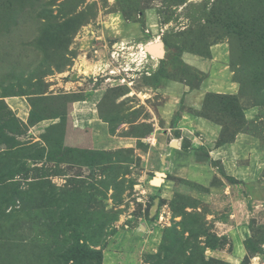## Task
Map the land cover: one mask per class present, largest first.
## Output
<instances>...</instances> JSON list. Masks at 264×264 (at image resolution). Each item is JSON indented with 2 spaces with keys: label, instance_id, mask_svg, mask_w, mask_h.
<instances>
[{
  "label": "rangeland",
  "instance_id": "1",
  "mask_svg": "<svg viewBox=\"0 0 264 264\" xmlns=\"http://www.w3.org/2000/svg\"><path fill=\"white\" fill-rule=\"evenodd\" d=\"M214 46L240 86L234 116H217L233 135L254 108L240 133L264 148V0H0V264H264V165L233 177L213 162L203 184L168 174L154 137L162 88L207 81L184 56ZM84 117L107 124L105 143Z\"/></svg>",
  "mask_w": 264,
  "mask_h": 264
},
{
  "label": "crops",
  "instance_id": "2",
  "mask_svg": "<svg viewBox=\"0 0 264 264\" xmlns=\"http://www.w3.org/2000/svg\"><path fill=\"white\" fill-rule=\"evenodd\" d=\"M131 28L130 25H124L123 28L120 27L121 34H125L122 37L124 40H129L134 35L139 34L140 31L135 32V34L129 33ZM105 30V28H102V34H98L97 40L100 42L96 46L95 52L111 51V39L105 37L110 35L107 33L109 30ZM120 43L121 45L124 44V42ZM112 45L114 47L118 45V42H114ZM142 46L150 45L142 44ZM128 48H133V46ZM226 58L227 55L218 46L212 48V57L208 59L198 56L188 59L184 56L187 64L208 75L207 81H203L199 88L192 89L191 86L182 80H169L166 86L162 90L160 89L165 101L161 109L156 112V116H160L165 121V127H160L159 131L155 130L154 137L157 144L167 154L168 174L175 173L177 176L187 177L205 184L217 172V167L213 165V162L221 164L227 174L233 177H240L246 172L257 175L263 168L264 148L258 138L246 133H240L234 143L220 145L218 142L222 135V126L199 114L203 110L208 94L237 96L240 93L239 84L233 80V73L228 68L229 66L225 65ZM102 61L103 69L111 63L107 64L108 61H111L110 58ZM141 65L142 63L137 66L140 67ZM108 75L112 76L110 73ZM107 79L112 80V77ZM93 102L85 101L81 104H85L83 105L84 107H90ZM182 107L184 109L181 111L174 128L172 122ZM253 112H255L254 108L244 111L247 121L253 120ZM83 121L91 122L93 134L97 137L100 136V139H103L102 143H105L106 131L109 130L107 124L98 117H94V119L77 118V122ZM174 130L178 132V136L173 133ZM186 140L189 141L187 149L183 147ZM123 142L132 146L131 141ZM203 147L208 150L212 166L194 161L193 150ZM246 159L250 161L249 167L240 166L239 163ZM229 262L234 264L231 261Z\"/></svg>",
  "mask_w": 264,
  "mask_h": 264
},
{
  "label": "trees",
  "instance_id": "3",
  "mask_svg": "<svg viewBox=\"0 0 264 264\" xmlns=\"http://www.w3.org/2000/svg\"><path fill=\"white\" fill-rule=\"evenodd\" d=\"M199 74L202 76L201 79L203 80V74L202 73ZM182 81L186 82L189 86H191L192 89H197L201 85L200 80L196 85H193V83H191V81H188L187 79H183ZM236 99L237 98L232 95L208 94L204 103L203 110L199 113L204 118L209 119L223 127V132L219 140L220 145L233 143L235 141V137L237 136V134L243 132L245 127L249 123V121H247V119L245 118V114L243 110L241 112V118H238L240 122L234 123L232 125L235 130L233 132V135H231V132L228 131L226 124L223 122V120L218 118L217 114L219 113H223L224 115H228L230 117L234 116L230 112L232 109L235 108L238 109V105L236 104L237 101ZM183 147L187 149L189 146L185 142Z\"/></svg>",
  "mask_w": 264,
  "mask_h": 264
},
{
  "label": "water",
  "instance_id": "4",
  "mask_svg": "<svg viewBox=\"0 0 264 264\" xmlns=\"http://www.w3.org/2000/svg\"><path fill=\"white\" fill-rule=\"evenodd\" d=\"M146 50L148 51L149 54L154 55L156 57H162L164 55V50L161 44L150 45L148 46V48H146ZM165 178H166V175L163 173H160L155 178L154 183L156 185H161Z\"/></svg>",
  "mask_w": 264,
  "mask_h": 264
},
{
  "label": "built area",
  "instance_id": "5",
  "mask_svg": "<svg viewBox=\"0 0 264 264\" xmlns=\"http://www.w3.org/2000/svg\"><path fill=\"white\" fill-rule=\"evenodd\" d=\"M146 50V49H145ZM143 51H144V49H143Z\"/></svg>",
  "mask_w": 264,
  "mask_h": 264
},
{
  "label": "bare ground",
  "instance_id": "6",
  "mask_svg": "<svg viewBox=\"0 0 264 264\" xmlns=\"http://www.w3.org/2000/svg\"><path fill=\"white\" fill-rule=\"evenodd\" d=\"M147 52V51H146ZM146 55V54H145Z\"/></svg>",
  "mask_w": 264,
  "mask_h": 264
}]
</instances>
